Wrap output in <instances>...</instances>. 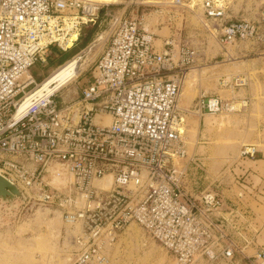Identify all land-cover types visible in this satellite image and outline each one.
Wrapping results in <instances>:
<instances>
[{
	"label": "built area",
	"instance_id": "obj_1",
	"mask_svg": "<svg viewBox=\"0 0 264 264\" xmlns=\"http://www.w3.org/2000/svg\"><path fill=\"white\" fill-rule=\"evenodd\" d=\"M192 1L168 4L189 11ZM232 2L196 0L206 32L222 47L221 63L240 62L242 47L244 56L264 61V3L259 18H234ZM108 6L96 0H0V176L26 196L23 206L36 202L60 212L71 232L69 264H111L108 249L130 225L169 253L171 264H264L257 230L231 223L238 245L226 219L217 216L219 196L192 193L189 167L203 171V164L188 156L179 98L200 45L182 38L175 13L167 16L171 34L159 37L142 19L105 11L107 44L91 81L80 89L78 108L59 107V91L25 102L37 84L30 74L23 76L35 63H45L51 47L65 51L61 43L75 34L73 44L81 28ZM250 81L239 72L219 85L239 90ZM251 100L202 94L195 110L234 114ZM103 116L108 125L101 124ZM257 153L255 146L244 145L239 156L253 159ZM62 171L64 192H59ZM105 179L108 188L98 185ZM248 248L255 250L252 255L242 253Z\"/></svg>",
	"mask_w": 264,
	"mask_h": 264
},
{
	"label": "rangeland",
	"instance_id": "obj_2",
	"mask_svg": "<svg viewBox=\"0 0 264 264\" xmlns=\"http://www.w3.org/2000/svg\"><path fill=\"white\" fill-rule=\"evenodd\" d=\"M240 1L238 0V4L241 3ZM261 1L244 0L239 14L257 18L256 13L261 12V10L257 11ZM103 3L110 4L99 15L98 26L94 27L96 33L93 41L87 46L88 48L86 47L77 54L79 58L76 77L58 90L56 95L58 106L72 105V109L78 108L77 102L80 100L81 86L88 78H91L99 56L107 44L109 24L107 17L104 16L105 11L120 15V10L127 5L124 18L135 16L142 19L145 28L148 27V31L159 37H168L171 34L167 26V16L175 13V27L181 32L182 38L185 40L191 38L200 45L197 62L190 68V72V69L187 71L192 75L186 76L185 82H187L182 86L183 94L181 92L179 105L181 96L190 101L189 94L193 100L202 94L207 97L218 96L223 99L237 97L252 99L250 105L239 113L228 115L202 113L206 119L204 142H208L212 147L213 151L210 153L194 155L197 121L188 120V124L184 128L191 131L189 134L185 133L188 156L190 158L194 155L196 158H200L199 161L203 164V172H201L203 178L205 177L207 181L213 179L207 172L206 160L203 158H209V162H218L222 167L215 179L212 180L213 185L217 186L219 182L221 185L217 188L211 186L210 189L214 191L220 188L232 189L235 194L242 195L239 184L252 186V191L248 192L254 196L249 197L248 194H245L241 199L247 205V209L254 212L256 216V223L260 226L255 228V230L259 229L256 233L257 236L260 228L262 229L264 226V61L244 56L245 47H242L240 62L222 64L220 58L222 47L206 32V27L203 26V23H206L201 18V12L194 2H192L191 11L172 8L168 4V0H104ZM98 38L99 40H97ZM160 44L161 41H157V45ZM51 48H54L55 54H50V50H48L47 61L35 63L29 73L23 76L24 79L29 78L30 74L34 82L40 84L39 82L47 78L46 76L54 67L66 57V55L60 54L58 48L54 46ZM200 71L202 72L200 73ZM239 72L249 74L251 81L246 88L233 90L219 85L221 79L231 78ZM227 89L228 91H225ZM226 94L227 96H225ZM244 145H252L257 148L258 153L253 159L240 158V149ZM189 168L191 172H194L192 166ZM61 179L62 181H56L60 184L56 190L64 192V173ZM16 205L18 207L8 210V206L0 202V264H69L72 257V246L68 237L71 236V232L63 224L60 212L43 206L26 212V207L20 200H17ZM262 236L264 235L260 237L262 238ZM108 250L111 264L172 263L171 255L136 225H130L125 229L113 248ZM245 251V255L254 253L251 248L245 249Z\"/></svg>",
	"mask_w": 264,
	"mask_h": 264
},
{
	"label": "crops",
	"instance_id": "obj_3",
	"mask_svg": "<svg viewBox=\"0 0 264 264\" xmlns=\"http://www.w3.org/2000/svg\"><path fill=\"white\" fill-rule=\"evenodd\" d=\"M240 2L241 3L238 4V0H233L231 6L229 8V11L231 12L232 17H234V18H238L241 15L239 13H240V11L242 9V5L244 4V0H241ZM262 3H264L263 0L261 1V4ZM127 8H128V6L125 5V7H123L120 10L121 12L119 14L120 15H124L125 11L127 10ZM259 13L258 12L256 13L257 18H259ZM49 50H50L49 51L50 54L51 53L55 54V52L53 51L54 48H50ZM185 79H186V77L184 78L183 84L185 83ZM90 81H91V78H88L84 82V85L81 86V88L86 86V84L88 82H90ZM225 91H228V89L225 90ZM261 92H260V94H261ZM182 94H183V92H182ZM188 96L191 97L190 101L187 100L186 98H184V96H183V98L181 96V100H180L181 118H182L184 127L187 126L188 120L193 121V122L197 121V123H198L197 134H196V145H195V148H194V153H195L194 155L200 156V155H203V153L212 152L213 149L209 145L208 142H204V139L206 138L205 137V135H206L205 134V120L206 119L204 117V114H202V113H200V112L195 110V100H196V98L193 100V97L191 96V94H189ZM225 96H227V94ZM197 159H200V158H197ZM203 159L206 160L205 165L207 166L208 174L210 175V177L213 178L212 180H214L215 176L219 173L220 169L222 168V167L219 166L220 163H218V162L217 163L209 162L208 161L209 158H203ZM201 172H203V171H201V170L195 171L194 170V173H193L194 174L193 175L194 186H192L193 195L197 196L201 191L208 190V191H211V192L215 193L217 196H219V198L222 200V206H221L220 212L217 213V216L218 217H223V218L226 219V221H227L226 230H228V232L230 230L231 234H232V237L235 239L234 241L238 245L242 246L241 241H239L238 240L239 238H237L238 237V233H236V231L234 230V228H233L231 223L235 222L238 225H242L241 228H244L245 227L244 225L246 224L248 226V229H250L251 231L252 230L254 231L255 228H257V227L259 228L260 227L256 223V216H255L254 212H252L250 209L249 210L247 209L248 208L247 205L242 201L241 198L238 197L237 194L234 193V191L232 189L231 190H227L225 188H220V189L215 190L216 192L213 189H210L211 186H213L214 188L219 187L221 185V182H219V184L217 186H215V185H213L212 180L211 181H209V180L207 181L205 177L203 178ZM239 185H240L239 189L242 192V197L245 194H248L249 197L250 196H252V197L254 196V194L248 192L249 190L252 191V186L248 187V186H244V185H241V184H239ZM256 230L259 231V229H256ZM261 235H264V226H262V229L260 228V232L256 236L257 249L264 250V236H262V238H261L260 237ZM120 236H121V233L118 234V238ZM117 241H118V239H117ZM252 250H253V252L255 251L254 249H252ZM244 252H246L245 249L242 252L245 255ZM243 257L244 256L242 254H240V253H236V255H235V259L236 260H240V261H242ZM115 262L117 263V261H115ZM241 264H245V263L242 262Z\"/></svg>",
	"mask_w": 264,
	"mask_h": 264
},
{
	"label": "bare ground",
	"instance_id": "obj_4",
	"mask_svg": "<svg viewBox=\"0 0 264 264\" xmlns=\"http://www.w3.org/2000/svg\"><path fill=\"white\" fill-rule=\"evenodd\" d=\"M96 1H98L99 3H102V4H110V3H103L104 0H96ZM192 2H194L196 5V0H193ZM192 2L188 5L190 11L192 10V5H193ZM203 26H205L204 23H203ZM146 29L149 30L148 27ZM76 37L77 36L75 34H71L67 41L62 42L61 45H62L63 49H65V50L69 49L72 46V41L75 40ZM211 37L214 38L213 36H211ZM97 40H99V38ZM78 58H79V55L70 59L69 61L64 63L62 66L57 68L52 74H50L47 78H45L40 84H37L36 88H34L32 91H30L29 93L26 94L25 99H24L25 102H28V101H30L31 98H34L37 96L41 97V96L52 95L53 93L57 92L62 87L67 85L69 82H71V80L76 77L75 75H76ZM190 71H191V69L189 70V72ZM189 72H187L186 76L189 74ZM201 72L202 71H200V73ZM189 75H192V74H189ZM227 79L230 80L231 78H227ZM95 121H97V118L95 119ZM109 123H110L109 117L103 116L101 124L102 125H108ZM188 129H191V128H188ZM185 133L189 134V133H191V131H187V129L184 128V134ZM191 136H192V134H191ZM57 181L59 182L60 180H57ZM63 184H64V181H63ZM109 184H110V179L109 180L105 179L104 181L99 182L98 185H101V186H104L105 188H108Z\"/></svg>",
	"mask_w": 264,
	"mask_h": 264
},
{
	"label": "trees",
	"instance_id": "obj_5",
	"mask_svg": "<svg viewBox=\"0 0 264 264\" xmlns=\"http://www.w3.org/2000/svg\"><path fill=\"white\" fill-rule=\"evenodd\" d=\"M101 14L102 13H100V15ZM98 19L94 23H91L88 26H85V27H82L81 28L77 40L72 44V46L69 49H67L65 51L59 50L60 54H64V55H66V57H64L63 60L60 63H58L54 67V69L46 77H48L53 71H55L57 68H59L60 66H62L64 63H66L70 59H72L74 56H76L77 54H79L88 45L91 44V42L93 41V37H94V35L96 33L95 32L96 31L95 28L98 26Z\"/></svg>",
	"mask_w": 264,
	"mask_h": 264
},
{
	"label": "water",
	"instance_id": "obj_6",
	"mask_svg": "<svg viewBox=\"0 0 264 264\" xmlns=\"http://www.w3.org/2000/svg\"><path fill=\"white\" fill-rule=\"evenodd\" d=\"M17 200H20L21 203L27 202L26 196L16 186L0 176V202L7 205L8 210H12L13 208L18 207V205H16ZM41 206L43 205L36 202H31L26 207V212L34 209L35 207Z\"/></svg>",
	"mask_w": 264,
	"mask_h": 264
}]
</instances>
